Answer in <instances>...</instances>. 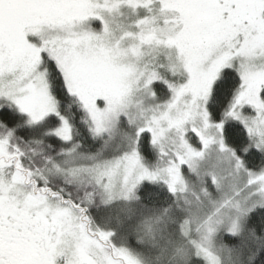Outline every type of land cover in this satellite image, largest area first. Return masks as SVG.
I'll return each mask as SVG.
<instances>
[{"label": "snow or ice", "instance_id": "6c2138e0", "mask_svg": "<svg viewBox=\"0 0 264 264\" xmlns=\"http://www.w3.org/2000/svg\"><path fill=\"white\" fill-rule=\"evenodd\" d=\"M0 264H264V0H0Z\"/></svg>", "mask_w": 264, "mask_h": 264}]
</instances>
